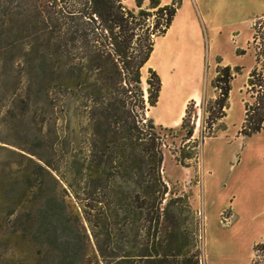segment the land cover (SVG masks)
<instances>
[{
  "label": "rangeland",
  "instance_id": "obj_1",
  "mask_svg": "<svg viewBox=\"0 0 264 264\" xmlns=\"http://www.w3.org/2000/svg\"><path fill=\"white\" fill-rule=\"evenodd\" d=\"M126 1L135 7L134 0ZM197 4L209 15L204 25L206 102L215 96L209 83L218 58L241 69L231 83L227 116L200 148L192 147L207 126V114L201 103L192 108L195 130L185 151L197 155L186 160L188 166L174 157L185 143L184 131L178 124L156 125L164 143L162 175L197 211L204 264H252L253 258L264 264V252L253 250L264 242V127L248 137L239 133L249 98L245 84L255 65L252 25L264 15V0ZM26 19L0 18V264H116L110 249L114 219L109 216L106 224L96 218V210L88 207L95 202L84 190L85 156L92 150L88 120L70 114L64 90L54 81L55 71L66 69L65 57L53 52L45 36L33 33ZM155 110L158 117L154 108L146 115L169 119ZM110 190L109 184L107 196H97L98 207L111 200ZM98 248L105 250L104 257Z\"/></svg>",
  "mask_w": 264,
  "mask_h": 264
},
{
  "label": "trees",
  "instance_id": "obj_2",
  "mask_svg": "<svg viewBox=\"0 0 264 264\" xmlns=\"http://www.w3.org/2000/svg\"><path fill=\"white\" fill-rule=\"evenodd\" d=\"M134 1L135 7L129 8L125 0H0V18H27L31 31L45 36L53 52L65 57L66 69L55 71L54 81L64 90L70 114L88 120L92 150L85 156L84 190L95 204L87 206L106 224L109 216L114 219L115 244L110 249L116 264H204L201 221L188 196L169 188L164 179L163 137L146 115L158 101L161 79L148 68L146 89L142 81L154 39L169 28L181 0H148L147 6L145 0ZM252 28L249 45L255 65L245 84L249 98L244 99L239 131L246 137L264 127V15ZM240 69L217 59L210 82L215 96L201 102L207 126L192 148H200L204 138L221 127L230 106L231 83ZM195 104H187L179 125L185 143L174 157L182 166L197 155L185 151L194 135ZM109 184L111 200L98 207L97 196L106 197ZM253 250L264 252V242ZM98 252L105 256V250Z\"/></svg>",
  "mask_w": 264,
  "mask_h": 264
},
{
  "label": "bare ground",
  "instance_id": "obj_3",
  "mask_svg": "<svg viewBox=\"0 0 264 264\" xmlns=\"http://www.w3.org/2000/svg\"><path fill=\"white\" fill-rule=\"evenodd\" d=\"M174 26L177 28L174 33L171 29L166 37L156 38L155 52L147 64L155 67L161 84L164 85L155 108L162 116L179 124L183 116L184 102L175 99L177 90L190 84L192 76L202 66L199 31L191 19L187 0Z\"/></svg>",
  "mask_w": 264,
  "mask_h": 264
},
{
  "label": "crops",
  "instance_id": "obj_4",
  "mask_svg": "<svg viewBox=\"0 0 264 264\" xmlns=\"http://www.w3.org/2000/svg\"><path fill=\"white\" fill-rule=\"evenodd\" d=\"M169 1L170 0H167V1H162L161 0V3L162 4H167V3H169ZM185 1L186 0H182V4L178 7V9L176 11V14H175V16H174V18H173V20H172L169 28L166 30V32L163 35H160V36H156L155 37V39H154V46L156 45L155 44L156 38L166 37L168 31L171 30V29H173L175 27L174 25H175L178 17L181 16V11H183V9H184V2ZM187 2H188V7H190L191 19L195 22V24L197 25L198 31H199V37H200L201 49H202V52H201L202 53V55H201L202 56V64L201 65L202 66H201V70H196L194 76H192L190 84H188L187 86H183L182 88H178V90H177V94H176L175 99L177 101H183L184 102V105L182 107L183 115L185 114V109H186L187 104L191 100H194V102L196 104H199L205 98V96H206V91H205V72H206V70L208 68L207 61H206V43H205V35H204V30H205L204 25L208 22L209 15H208V13H207L206 10H204L203 8H201V7L198 6L197 0H187ZM155 49L156 48L153 47V50H152V52L150 54V57H149L148 61L151 60L152 55L155 52ZM147 62L144 65V67L142 68V81H143V84L144 83L146 84V79H144V73H143L144 69L146 67H149V68H152V69H154L156 71L155 67L153 65H151V64H147ZM161 86L162 87L160 88L159 97L161 96V93H162L163 88H164V85L163 84H161ZM213 96H214V94H213ZM155 107H156V105L149 106L146 113L147 114L149 112L152 113L153 108H154V111H153L155 113L154 116H157L158 117L159 115H158V112L155 110ZM150 118H152V120L154 121V123L156 125H161V126H165V127H175V126H178V125H180L181 120H182V118H181L180 123L178 125H175L176 123L174 122V120H171V119L158 118V120L156 119L157 120L156 121L154 119V117L152 116V114H151Z\"/></svg>",
  "mask_w": 264,
  "mask_h": 264
}]
</instances>
